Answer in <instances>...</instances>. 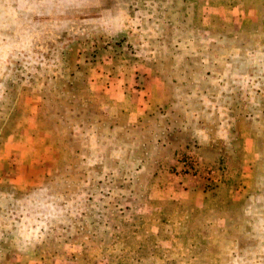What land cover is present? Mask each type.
I'll return each mask as SVG.
<instances>
[{"label":"rangeland","instance_id":"374dc122","mask_svg":"<svg viewBox=\"0 0 264 264\" xmlns=\"http://www.w3.org/2000/svg\"><path fill=\"white\" fill-rule=\"evenodd\" d=\"M0 264H264V0H0Z\"/></svg>","mask_w":264,"mask_h":264},{"label":"trees","instance_id":"16d2710c","mask_svg":"<svg viewBox=\"0 0 264 264\" xmlns=\"http://www.w3.org/2000/svg\"><path fill=\"white\" fill-rule=\"evenodd\" d=\"M226 181H227L226 184H227V183H230V180H226Z\"/></svg>","mask_w":264,"mask_h":264}]
</instances>
